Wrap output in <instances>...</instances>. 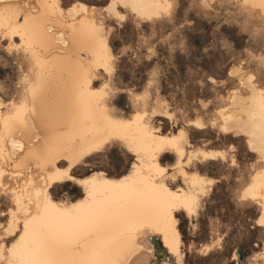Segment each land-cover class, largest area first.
I'll list each match as a JSON object with an SVG mask.
<instances>
[{
	"label": "snow or ice",
	"instance_id": "1",
	"mask_svg": "<svg viewBox=\"0 0 264 264\" xmlns=\"http://www.w3.org/2000/svg\"><path fill=\"white\" fill-rule=\"evenodd\" d=\"M158 240L264 264V0H0V264H156Z\"/></svg>",
	"mask_w": 264,
	"mask_h": 264
},
{
	"label": "rangeland",
	"instance_id": "2",
	"mask_svg": "<svg viewBox=\"0 0 264 264\" xmlns=\"http://www.w3.org/2000/svg\"><path fill=\"white\" fill-rule=\"evenodd\" d=\"M220 16H221V13L219 12V10H217L216 14L213 17L207 19L206 21L198 18V23L192 25L190 43H191L193 52L199 50L200 45H201V38H202L204 31L210 27H214L216 19H218ZM203 62H206V61H203ZM10 72H11V68L9 67L8 72H5L4 75H8ZM198 139L202 141L203 137H199ZM71 189H72L71 185L69 186L68 189H65L64 199L68 198L66 193L71 192ZM72 195H75V193L73 192ZM244 254L245 256H247L246 250ZM152 258H154V256ZM170 258H168V260Z\"/></svg>",
	"mask_w": 264,
	"mask_h": 264
},
{
	"label": "bare ground",
	"instance_id": "3",
	"mask_svg": "<svg viewBox=\"0 0 264 264\" xmlns=\"http://www.w3.org/2000/svg\"><path fill=\"white\" fill-rule=\"evenodd\" d=\"M13 2H15V0H13ZM92 55L91 52H89L85 57H84V61L83 63L84 64H88V56ZM77 60H79V57H77ZM95 68V64H92L89 68H88V72L91 73V77L93 80L97 79V74L95 71H92V69ZM246 115V114H245ZM108 189V185L104 182H97V183H92L88 186V188H86L85 190L86 191H90V192H93V193H103L104 191H106ZM65 201L68 200V198H65L64 199ZM162 246L166 249V256L162 259L161 263L160 264H167V261H168V258L171 257V253L169 251V249L166 247V245L164 244L163 240H160ZM155 249V246H154V243H153V246H152V249H149L148 250V256H146L145 258H148L150 257L151 259H153L156 264H157V258H156V249ZM154 256V258H152Z\"/></svg>",
	"mask_w": 264,
	"mask_h": 264
},
{
	"label": "water",
	"instance_id": "4",
	"mask_svg": "<svg viewBox=\"0 0 264 264\" xmlns=\"http://www.w3.org/2000/svg\"><path fill=\"white\" fill-rule=\"evenodd\" d=\"M154 246L156 249V260L157 264H160L162 259L166 256V249L162 246L160 240L154 241ZM246 257V256H245Z\"/></svg>",
	"mask_w": 264,
	"mask_h": 264
}]
</instances>
